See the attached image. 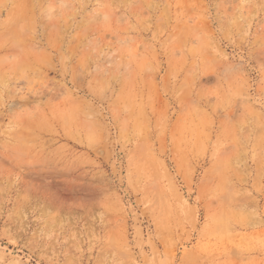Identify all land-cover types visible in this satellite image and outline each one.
Instances as JSON below:
<instances>
[{"label":"rangeland","instance_id":"374dc122","mask_svg":"<svg viewBox=\"0 0 264 264\" xmlns=\"http://www.w3.org/2000/svg\"><path fill=\"white\" fill-rule=\"evenodd\" d=\"M0 264H264V0H0Z\"/></svg>","mask_w":264,"mask_h":264}]
</instances>
